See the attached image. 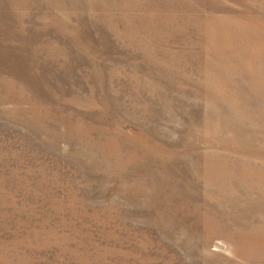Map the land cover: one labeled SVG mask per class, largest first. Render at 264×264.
Instances as JSON below:
<instances>
[{"label": "rangeland", "instance_id": "374dc122", "mask_svg": "<svg viewBox=\"0 0 264 264\" xmlns=\"http://www.w3.org/2000/svg\"><path fill=\"white\" fill-rule=\"evenodd\" d=\"M0 264H264V0H0Z\"/></svg>", "mask_w": 264, "mask_h": 264}]
</instances>
